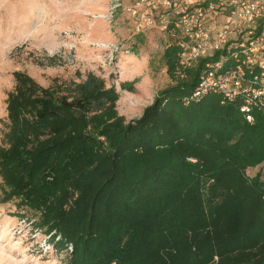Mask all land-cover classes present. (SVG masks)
I'll return each mask as SVG.
<instances>
[{
	"label": "trees",
	"instance_id": "trees-1",
	"mask_svg": "<svg viewBox=\"0 0 264 264\" xmlns=\"http://www.w3.org/2000/svg\"><path fill=\"white\" fill-rule=\"evenodd\" d=\"M177 40L162 52L175 83L129 120L92 70L47 86L12 72L0 203L30 213L67 264H264V97L251 121L241 97L192 98L205 64L233 66L235 48L229 40L184 67Z\"/></svg>",
	"mask_w": 264,
	"mask_h": 264
},
{
	"label": "rangeland",
	"instance_id": "rangeland-1",
	"mask_svg": "<svg viewBox=\"0 0 264 264\" xmlns=\"http://www.w3.org/2000/svg\"><path fill=\"white\" fill-rule=\"evenodd\" d=\"M132 3L123 0L111 16V0H0V129L17 69L45 86L53 77L78 79L92 70L115 86L116 108L126 120L138 117L160 88L175 83L162 52L182 35L160 28L171 17L158 8L156 25L137 31ZM124 80L134 82L132 91L121 89ZM16 212L12 202L0 203V264H67V253L54 249L31 214Z\"/></svg>",
	"mask_w": 264,
	"mask_h": 264
},
{
	"label": "built area",
	"instance_id": "built-area-1",
	"mask_svg": "<svg viewBox=\"0 0 264 264\" xmlns=\"http://www.w3.org/2000/svg\"><path fill=\"white\" fill-rule=\"evenodd\" d=\"M123 0H111L109 14L122 5ZM133 0L129 6L135 28L156 25L153 11L168 9L171 19H163L160 28L172 34L180 33V64L188 67L199 57L211 54L223 43L232 40L233 66L223 67V60L206 63L191 94L199 98L209 92L220 93L221 102L236 97L243 100L240 110L248 121L250 110L264 97V0ZM170 23V26L169 25ZM257 67V74L246 77ZM182 76V75H181ZM264 109V102L262 103Z\"/></svg>",
	"mask_w": 264,
	"mask_h": 264
},
{
	"label": "bare ground",
	"instance_id": "bare-ground-1",
	"mask_svg": "<svg viewBox=\"0 0 264 264\" xmlns=\"http://www.w3.org/2000/svg\"><path fill=\"white\" fill-rule=\"evenodd\" d=\"M132 61H128V63H131Z\"/></svg>",
	"mask_w": 264,
	"mask_h": 264
}]
</instances>
